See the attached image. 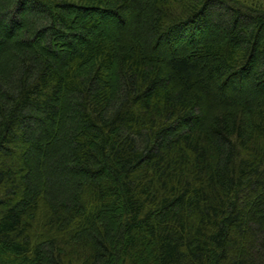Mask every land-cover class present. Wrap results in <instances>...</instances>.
Returning <instances> with one entry per match:
<instances>
[{
  "label": "trees",
  "instance_id": "obj_1",
  "mask_svg": "<svg viewBox=\"0 0 264 264\" xmlns=\"http://www.w3.org/2000/svg\"><path fill=\"white\" fill-rule=\"evenodd\" d=\"M0 264H264V7L0 0Z\"/></svg>",
  "mask_w": 264,
  "mask_h": 264
},
{
  "label": "rangeland",
  "instance_id": "obj_2",
  "mask_svg": "<svg viewBox=\"0 0 264 264\" xmlns=\"http://www.w3.org/2000/svg\"><path fill=\"white\" fill-rule=\"evenodd\" d=\"M237 3L239 4V6H242V7H246V8H249V7H255V6H258L259 4L261 6L264 7V0H236Z\"/></svg>",
  "mask_w": 264,
  "mask_h": 264
}]
</instances>
